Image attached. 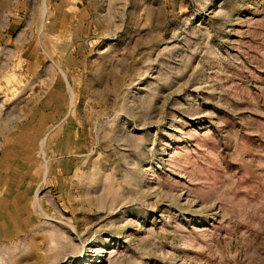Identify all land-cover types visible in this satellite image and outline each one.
Masks as SVG:
<instances>
[{
	"label": "rangeland",
	"instance_id": "obj_1",
	"mask_svg": "<svg viewBox=\"0 0 264 264\" xmlns=\"http://www.w3.org/2000/svg\"><path fill=\"white\" fill-rule=\"evenodd\" d=\"M0 264H264V0H0Z\"/></svg>",
	"mask_w": 264,
	"mask_h": 264
}]
</instances>
